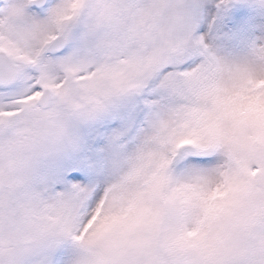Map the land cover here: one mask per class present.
Segmentation results:
<instances>
[{
  "label": "snow or ice",
  "instance_id": "obj_1",
  "mask_svg": "<svg viewBox=\"0 0 264 264\" xmlns=\"http://www.w3.org/2000/svg\"><path fill=\"white\" fill-rule=\"evenodd\" d=\"M0 264H264V0H0Z\"/></svg>",
  "mask_w": 264,
  "mask_h": 264
}]
</instances>
